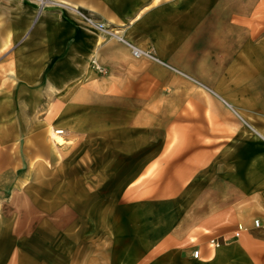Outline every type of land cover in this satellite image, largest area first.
<instances>
[{"label":"crops","instance_id":"0c3cea01","mask_svg":"<svg viewBox=\"0 0 264 264\" xmlns=\"http://www.w3.org/2000/svg\"><path fill=\"white\" fill-rule=\"evenodd\" d=\"M50 1L39 12L0 0V264H26L32 237L45 259L63 253L68 235L77 264H264L254 226L264 220V0ZM94 90L119 99H77ZM50 104L119 108L118 122L135 126L113 133L89 114L93 147H78L135 158L119 169L118 196L108 165L98 179L65 178L80 171L68 161L74 138L31 114ZM61 130L62 144L51 135Z\"/></svg>","mask_w":264,"mask_h":264},{"label":"rangeland","instance_id":"374dc122","mask_svg":"<svg viewBox=\"0 0 264 264\" xmlns=\"http://www.w3.org/2000/svg\"><path fill=\"white\" fill-rule=\"evenodd\" d=\"M98 71V70H97ZM99 72V71H98ZM102 73V72H100ZM100 88L102 87L101 85H99ZM56 98L55 93H47V100L49 101H54ZM119 99L118 96H114V94H111L110 92H107V94H105L102 90L101 91H92L89 93H86L85 95L81 96L80 98L77 97V99L83 100L85 101L84 103L86 104V106L88 105H95L97 104V102L95 103V101L97 100H102V99ZM19 110V113L23 112V109H17ZM119 108H97V107H78V108H72V109H61V108H57L55 107V105L50 104V106L48 107H40V108H32L31 109V114L33 116H41L44 118H47L49 120V122H54L52 123L51 126H55L56 128H62L65 129V131L68 133H71L70 138H74L71 142V144L75 147V152L76 154H74L73 156H71V158L68 160L69 162H73L76 167H78L80 169V171H69V172H65V178L66 177H71L73 175H83L85 177H90V179H98L99 175H103V172H100L99 169H103L102 165H108V167L112 168V179H111V187L110 190L112 191L113 197L118 196L119 192L121 190V187L118 186L119 180L121 178H119L120 175L124 174L122 172L119 171V169L121 167H124L125 164L127 165V168H130L131 163H134L135 158L134 157H130V156H124L121 154H118L117 152H113V154H109V155H104L101 153V149H96L95 155L89 154V151L86 149H80L78 150V147L81 146L83 143H85L86 147L88 146V142H90V144L93 143V140H89L87 138H84V134L83 133H87L88 129V125H87V117L89 114L92 115V117H95L96 119H100L103 116H107V121L110 123V131H112L113 133H119L120 131L124 132V133H128V136L130 137L132 134H134L135 132V126L131 125L130 123L128 124H124V123H120L119 121ZM79 117V122H81L80 124H71L69 123L68 125H64V123L66 122H71L73 120V118H75V121H77ZM86 122V123H84ZM145 131V130H144ZM82 133V134H81ZM55 137L57 139L60 140V143H65L66 139H64L60 134L56 133L54 131ZM83 137V138H82ZM69 138V139H70ZM101 140H97L95 147L99 148L101 146V148L104 146L103 141H101L100 143H98ZM109 142V141H107ZM106 142V143H107ZM49 147L50 145H53V141L52 139L49 140ZM74 143V144H73ZM99 144V145H98ZM108 144V143H107ZM114 141L112 140L111 143L109 142V145H107L108 147L114 148L113 145ZM93 147V144L91 145ZM82 147V146H81ZM78 150V151H77ZM60 151L54 149L53 150V154L57 155L59 158L60 162H66L67 158H65V154H61ZM57 153V154H56ZM148 152L145 151V155H144V160L151 158L150 155H147ZM149 156V157H148ZM63 159V160H62ZM151 170V169H150ZM151 173V171H149V174ZM82 207V205H81ZM84 210L87 207L86 204L83 205ZM73 212V208L71 204H65V208H64V223L65 225L69 222H71V218H72V213ZM86 214V213H84ZM85 247H86V242L84 243ZM64 252L63 253H55V252H48L47 254V259L44 258V252L42 251V246L39 243V239L37 237H32L31 238V242L30 244L26 245V248L28 249L26 256H28V258L26 257L27 261H22L26 262V264H44L45 261L48 262V264H77L75 262L76 259H73V252H72V248H73V244L71 241V237L70 235H68V237L64 238ZM83 254V252H81V255ZM11 264H21V261L16 260V261H12Z\"/></svg>","mask_w":264,"mask_h":264},{"label":"built area","instance_id":"2783aa9c","mask_svg":"<svg viewBox=\"0 0 264 264\" xmlns=\"http://www.w3.org/2000/svg\"><path fill=\"white\" fill-rule=\"evenodd\" d=\"M27 1L32 2V3H36L39 7V12L44 10L46 7L53 5V2H51L50 0H27ZM66 6H68V5H66ZM73 9H74L75 13L78 15V17H80V19H82L87 25L95 27L97 30H99L100 32L107 35V37H115L117 39L123 40V37L119 32L115 31L114 29H110V28L106 27L104 25V23H100V22L96 21L92 16L83 13L79 9L74 8V7H73ZM133 53H134L135 57H140L142 55L150 56V54L145 53V52H143V51H141L135 47H133ZM92 64L98 71L103 72V68L99 65V63L97 62L96 59L92 60ZM58 132H60L59 134H63L62 130L58 131ZM254 226L258 227V228L264 227V220L255 219L254 220ZM239 234L240 233L237 232L236 236H238ZM226 240H227L226 238H222L223 242H225ZM210 242L212 245H215V246H218L220 244V241L218 239H211ZM193 255H194V257L198 258L199 257V250L194 251Z\"/></svg>","mask_w":264,"mask_h":264},{"label":"bare ground","instance_id":"6f19581e","mask_svg":"<svg viewBox=\"0 0 264 264\" xmlns=\"http://www.w3.org/2000/svg\"><path fill=\"white\" fill-rule=\"evenodd\" d=\"M51 135L55 139L56 142L60 143V140L55 137L54 131L51 132Z\"/></svg>","mask_w":264,"mask_h":264}]
</instances>
